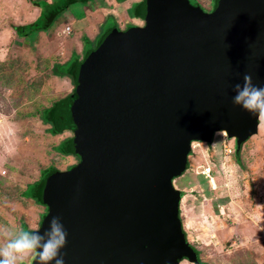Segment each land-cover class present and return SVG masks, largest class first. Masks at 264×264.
Segmentation results:
<instances>
[{
    "label": "water",
    "instance_id": "1",
    "mask_svg": "<svg viewBox=\"0 0 264 264\" xmlns=\"http://www.w3.org/2000/svg\"><path fill=\"white\" fill-rule=\"evenodd\" d=\"M140 19L80 60L53 116L77 162L42 180L46 213L31 233L59 216L64 264H199L174 180L193 142L212 144L222 129L239 151L259 130L232 101L245 74L264 87V0H215L209 13L188 0H142Z\"/></svg>",
    "mask_w": 264,
    "mask_h": 264
},
{
    "label": "rangeland",
    "instance_id": "2",
    "mask_svg": "<svg viewBox=\"0 0 264 264\" xmlns=\"http://www.w3.org/2000/svg\"><path fill=\"white\" fill-rule=\"evenodd\" d=\"M34 1L38 6L30 0H0V227L9 231L6 238L25 231L24 225L38 228L44 208L31 197L38 190L33 183L40 171L50 166L66 170L77 162L61 150L71 133L50 134V125L40 117L41 110L72 92V79L56 77L51 69L68 60L75 35L68 39L62 32L51 37L46 31L18 38L11 24H27L25 16L30 17L35 8L37 18L43 2L65 4V0ZM97 5L98 14L105 10V2ZM134 6L124 4L132 17ZM81 11L71 6L58 18L79 16L75 30L95 31L97 18L79 20ZM121 15L116 20L124 27L126 17ZM113 22L109 17L103 30ZM79 39L84 44L83 36ZM193 145L187 170L174 180V186L185 193L180 216L187 240L205 264H264V122L241 145L238 157L235 141L225 133H216L212 144ZM33 255L18 258L17 264L31 263Z\"/></svg>",
    "mask_w": 264,
    "mask_h": 264
},
{
    "label": "clouds",
    "instance_id": "3",
    "mask_svg": "<svg viewBox=\"0 0 264 264\" xmlns=\"http://www.w3.org/2000/svg\"><path fill=\"white\" fill-rule=\"evenodd\" d=\"M233 91L236 93L233 104L264 122V87L254 85L252 76L245 74L243 85L235 84ZM221 131L225 130H219L217 135ZM193 144L194 142L192 146ZM8 233L7 229L0 227V239H5ZM67 235L59 216L50 219L48 230L43 235L38 231L29 233L20 229L18 235L8 236L5 242L0 244V264H17L18 258L32 253H35L38 264H50L52 261L55 264H64V256L60 250L66 244ZM187 242L189 243L188 240ZM189 245L194 248L190 243Z\"/></svg>",
    "mask_w": 264,
    "mask_h": 264
},
{
    "label": "trees",
    "instance_id": "4",
    "mask_svg": "<svg viewBox=\"0 0 264 264\" xmlns=\"http://www.w3.org/2000/svg\"><path fill=\"white\" fill-rule=\"evenodd\" d=\"M30 2L34 7L38 6L34 0H30ZM67 7L68 6L64 3L63 4L60 3V4L55 5L54 3L53 4H47V3L43 2L41 12H40L39 16L33 22L28 23V24H24V25L11 24L10 27L12 29H14V31L17 33V35L19 37H27L29 35H33V34L38 33V32H46L53 26L56 19L67 9ZM112 28H116V26L113 25ZM102 38H100L97 42L92 43L90 45V40H88V38H86V36H83L82 41L84 43L83 45L85 46V48H84L83 53H82V58L88 52H90L102 40ZM79 62L80 61H78V58L72 57V59L65 62L64 64L54 65L51 69V73L54 76L59 77V78H64V77L71 78V75H72L74 69L77 67ZM59 102H60V100L56 101L55 103H53L51 105V107H49L47 109H43L40 112L41 113L40 117L42 119V122L50 125L49 133L54 134V135L59 134L55 130L54 125H53V116H54L56 107L59 104ZM64 142H65V148L61 149L62 153L64 155H70L68 153L69 152L68 151V139L64 140ZM238 155H239V151L235 152V156L238 157ZM187 168H188V162L186 164V168H185L184 172L186 171ZM55 171H57V169H55L54 167H51V166L40 171L39 179H38V181L34 182L33 185H37L39 188V185L41 184L42 180H44V178L46 176L50 175L51 173H53ZM24 191H25V189L20 193L21 198H23ZM31 198L33 199V202H35V204L42 206L41 203L39 202L38 198H37V191L33 193ZM45 213H46V210L44 208V210L42 211V214L40 215L39 223H40L41 219L43 218V216L45 215ZM24 227H25V231L31 233L32 229H29L26 225H24ZM193 250L197 255V259H198L199 264H205L200 260L199 252L195 248H193Z\"/></svg>",
    "mask_w": 264,
    "mask_h": 264
},
{
    "label": "crops",
    "instance_id": "5",
    "mask_svg": "<svg viewBox=\"0 0 264 264\" xmlns=\"http://www.w3.org/2000/svg\"><path fill=\"white\" fill-rule=\"evenodd\" d=\"M99 1L100 0H91V1H89L87 3H85V4L74 3V4H70L67 7V9H66V10H68V8H70L71 6L79 7L83 11V12L82 11L78 12V13H81V15H82V17L78 18L79 20H81L85 16L86 17L90 16L91 19H93V20L97 18V20L95 22V25H96V30L95 31H91V30L88 31L86 27H84L83 29H79L78 28V30H75V29H77V27L75 26L76 21H77L76 17H79V16L74 17V15H68L64 19H59V18L63 17V15H62L61 17L56 19V21L54 22L53 26L47 31V34L51 35V37H52V35L56 36V34L58 35L59 33H62V31L64 30V28L66 26L70 27V29H71L70 35H73V33H74L75 36H74L73 39H71V38H69L70 35L66 34L68 39H71L72 42H73L70 45L69 57H68L67 61L72 59V57L78 58V61L82 60V53H83V50H84L85 46L82 44V42H80V39H79L80 36H86V38H88V40H90V45H91L92 43L97 42L100 38H102L104 36V34L106 32H108L109 30L112 29L113 25L108 27L106 30H103V25L106 23V20L109 17L113 16L112 18L113 19L115 18L113 24H115V23L119 24L120 23V22L119 23L117 22L116 15H121V14H122L121 15L122 18L126 17L125 18L126 19L125 20L126 24L128 22L132 21V16L130 15L128 9L124 7V4L129 3V5H131V6L135 5L134 9H133V17L140 18V10H141V2H142V0H126V1H123V2H120L119 0H101V1L106 3V7H105V10H103V12H101L102 10L100 11L102 16L100 15L101 17L98 19V16H99L100 13L98 14L96 6H98L97 3L101 2V1L100 2ZM94 5H95V7H94ZM35 12H36V8H35L34 12L30 13V15H31L30 17L28 16V14L25 16V18L28 19V22H26L27 24L31 23L32 21H34V19L36 18V16H35L36 13ZM65 15H67V14H64V16ZM68 18H69V20L67 21ZM84 19H82V20H84ZM88 20L91 21L89 18H88ZM135 22L137 23L138 21H135ZM119 29H123V26H122L121 23L119 24ZM38 33L40 34L41 32H38ZM36 34L37 33H35L33 35H36ZM79 43H81L80 48H77ZM62 64H63V62H62ZM184 262H182L181 264H183Z\"/></svg>",
    "mask_w": 264,
    "mask_h": 264
},
{
    "label": "flooded vegetation",
    "instance_id": "6",
    "mask_svg": "<svg viewBox=\"0 0 264 264\" xmlns=\"http://www.w3.org/2000/svg\"><path fill=\"white\" fill-rule=\"evenodd\" d=\"M192 5H197L199 6L204 12H211L214 8L215 0H188ZM113 17V16H111ZM115 19V18H114ZM138 21L137 23L135 21ZM143 20L137 17H132V21L128 22L126 26L123 27V29L131 26H142ZM116 26V28L119 29V24L115 23L113 24ZM76 158V157H75ZM77 159V158H76Z\"/></svg>",
    "mask_w": 264,
    "mask_h": 264
},
{
    "label": "built area",
    "instance_id": "7",
    "mask_svg": "<svg viewBox=\"0 0 264 264\" xmlns=\"http://www.w3.org/2000/svg\"><path fill=\"white\" fill-rule=\"evenodd\" d=\"M62 32H65L66 34H70L71 33V29H70L69 26H66Z\"/></svg>",
    "mask_w": 264,
    "mask_h": 264
},
{
    "label": "bare ground",
    "instance_id": "8",
    "mask_svg": "<svg viewBox=\"0 0 264 264\" xmlns=\"http://www.w3.org/2000/svg\"><path fill=\"white\" fill-rule=\"evenodd\" d=\"M192 147L194 148L195 146L193 145Z\"/></svg>",
    "mask_w": 264,
    "mask_h": 264
}]
</instances>
